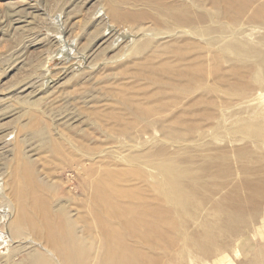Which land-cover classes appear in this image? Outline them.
I'll use <instances>...</instances> for the list:
<instances>
[{
    "label": "rangeland",
    "instance_id": "rangeland-1",
    "mask_svg": "<svg viewBox=\"0 0 264 264\" xmlns=\"http://www.w3.org/2000/svg\"><path fill=\"white\" fill-rule=\"evenodd\" d=\"M219 1L0 0V264L21 167L73 264H264V0Z\"/></svg>",
    "mask_w": 264,
    "mask_h": 264
},
{
    "label": "bare ground",
    "instance_id": "bare-ground-1",
    "mask_svg": "<svg viewBox=\"0 0 264 264\" xmlns=\"http://www.w3.org/2000/svg\"><path fill=\"white\" fill-rule=\"evenodd\" d=\"M214 1H216V0H214ZM220 1H222V0H220ZM232 1L233 0H224V2H228V3H231ZM173 5H172V7H173ZM182 5H181V7H183V6L187 7V5H183V6ZM178 6H179V4H178ZM166 7H167V5H166ZM168 8H170V7L168 6ZM168 8H166V9H168ZM173 9H178V7H176V8L174 7ZM179 9L181 12L183 8L181 9L179 6ZM169 11H170V9H169ZM183 11H185V10L183 9ZM185 12H187V11H185ZM174 13H176V11L171 13V14H174ZM176 14H175V16H176ZM185 14L183 12L184 16H185ZM114 15H115V13H114ZM177 15H178L177 17L180 18V16H181L180 13ZM184 16H183L184 20L188 19L187 17L185 19ZM164 17H167V16H164ZM173 18L176 19V17H174V16H173ZM181 18H180V20H181ZM171 19H168V20H171ZM177 20H176V22H178L179 24H180V22H182L180 20H178V21ZM19 167H21V166H19ZM15 169H16V167H15ZM13 172H15V170ZM27 172L28 171H26L25 168L21 167L18 170H16V175L14 174V178H13L14 181L11 180V181H13L12 182V184H13V186H12L13 190L12 191L13 192L11 194V199H13V201L15 202L14 207H17L16 208L17 213H16V216L13 218L12 222L10 223V225L8 226V231L10 233V236L18 243L17 244L18 246L16 249L17 250H27V252H28L27 257L23 260L24 261L23 264H55L57 262V261L55 262L56 259H59V261L62 264H73L72 263L73 253L74 252H80V255H82L83 250L85 249L84 247L82 248V246H84V244L81 246L82 242L79 239V236L76 234L75 222L72 219H70L67 215L62 214V215H60V217L57 216L54 213L52 206L48 205L49 202L47 204L46 203L40 204V200L37 201L36 197H38V194H36V192L34 191V189L32 187L33 181H31L32 182V184H31V182H30L31 178L29 177V174ZM12 177H13V175L10 178L12 179ZM17 180L20 182L19 186L15 185V181H16V183H18ZM9 187H11V184ZM34 187H35V185H34ZM37 190H38V188H36V191ZM40 192H39V194H40ZM34 193H35V195H37L36 197L34 196ZM94 197H95V201L99 200L98 205L101 204L104 208H106V210H108V212H109V209L113 211L116 209V207H118L117 201H115V199H112L108 193H106L104 190H101L98 187H95V189H94L93 198ZM36 201L38 203H36ZM97 208H95L94 204H93V207H92L93 214L95 215L96 219L101 220V215L97 214V212H96ZM112 211H110L111 215L114 214ZM31 212H35V213L31 214ZM115 217L118 218L119 213H118V215L116 214ZM115 217H113V218L115 219ZM123 225H124V222H123ZM25 229L26 230L30 229L31 230L30 232L34 233L33 236H29V237L26 236L25 237L24 236L25 234L23 232ZM29 235H31V233ZM108 236L109 235L104 234V240L107 242L108 247H109L110 239ZM135 238H137V237H135ZM141 240L144 241L142 237H141ZM150 243L151 242H149V244ZM152 243H153V241H152ZM141 244H143V242ZM1 258H2V256H1ZM127 259H129V257L122 256V255L113 256L112 254L105 253L103 255V257L101 259H99L100 261L98 260V258L95 261L96 262L99 261L98 262L99 264H125ZM59 261H58V263H59ZM7 262H9L8 264H14V262L13 261L11 262V260L7 261ZM3 264H4V262H3Z\"/></svg>",
    "mask_w": 264,
    "mask_h": 264
}]
</instances>
